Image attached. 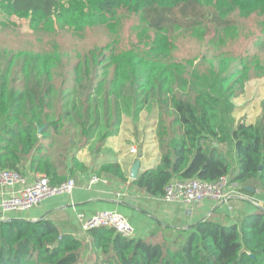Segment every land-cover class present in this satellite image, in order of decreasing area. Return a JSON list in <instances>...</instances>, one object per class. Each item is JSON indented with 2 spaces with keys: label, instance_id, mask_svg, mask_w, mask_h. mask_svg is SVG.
Wrapping results in <instances>:
<instances>
[{
  "label": "trees",
  "instance_id": "1",
  "mask_svg": "<svg viewBox=\"0 0 264 264\" xmlns=\"http://www.w3.org/2000/svg\"><path fill=\"white\" fill-rule=\"evenodd\" d=\"M0 8L29 19L48 44L42 51L13 54L17 68L10 73L17 78L0 79V170L22 173L29 159L52 186L89 168L126 179L128 172L105 144L119 133L124 114L137 119L156 104L161 158L134 179L139 189L162 197L174 178L214 181L227 174L240 185L264 187V99L255 122H239L232 130L235 169L234 160L214 145L222 134V98L190 60L117 52L110 44L71 57L56 40L60 31L84 37L98 26L114 30L125 16L157 32L204 29L214 37L220 29H237L238 20L256 18L262 33L255 52L213 58L227 72L216 75L218 84L235 88L264 77V0H0ZM78 144H100L92 167L73 152ZM87 231L94 264H264L262 208L239 223L167 227L162 241L127 238L108 227ZM86 249L85 239L62 234L48 219H0V264H81Z\"/></svg>",
  "mask_w": 264,
  "mask_h": 264
},
{
  "label": "rangeland",
  "instance_id": "2",
  "mask_svg": "<svg viewBox=\"0 0 264 264\" xmlns=\"http://www.w3.org/2000/svg\"><path fill=\"white\" fill-rule=\"evenodd\" d=\"M237 29H220L217 37L204 35V29L184 30L179 28L167 29L157 32L148 29L146 24L135 16H125L115 29L98 26L86 31L84 37L60 31L57 42L61 51L73 57L78 52L86 51L100 46L112 45L117 52L133 49L140 55L146 53L153 55L167 54L168 59L190 60L193 68L201 74L208 76V85L221 96V113L218 119V128L224 144L233 147L232 130L239 122H254L261 114V102L264 99V77H253L244 84L235 88L224 87L218 84L216 75L225 76L226 71L220 72L218 65H213V58H237L249 52H255V39L260 36L262 29L256 18L237 21ZM48 46L45 35L38 34L31 28L29 19L9 15L0 8V79L12 77L10 72L17 68L11 62L13 54L18 52L42 51ZM154 46V47H153ZM75 61V59L73 58ZM11 70H8L7 67ZM215 66V67H214ZM7 69V70H6ZM230 104L234 107L228 111ZM0 120V126H1ZM158 108L156 104L148 105L137 119L123 115L122 125L117 135L110 137V144H159ZM112 141V143H111ZM106 144H108L106 142ZM100 144L76 145L72 150L78 157L86 159L89 167L95 163L94 148ZM229 147V146H228ZM29 162V159L26 161ZM25 162V163H26ZM86 162V161H85Z\"/></svg>",
  "mask_w": 264,
  "mask_h": 264
},
{
  "label": "crops",
  "instance_id": "3",
  "mask_svg": "<svg viewBox=\"0 0 264 264\" xmlns=\"http://www.w3.org/2000/svg\"><path fill=\"white\" fill-rule=\"evenodd\" d=\"M245 120H242L243 122ZM255 122V121H254ZM217 138V146L223 154L234 160L236 169L235 147L224 144L225 140ZM105 144L115 154L123 169L128 172L127 178L122 179L114 175H97L89 168L74 176L76 187L71 193H61L47 196L38 205L26 210H12L3 212L0 207V219L19 218L28 221L48 219L58 227L62 234H71L87 241V249L83 253L81 264H94L96 252L93 250L88 231L82 229L78 218L79 212L86 215L94 214L101 210H115L127 216L136 228V237L152 241H162L166 235L167 227L188 230L201 221L211 220L223 224L242 222L247 217L259 211L264 201V187L255 184L233 185V193L225 202L214 203L205 200L196 206L183 203H169L162 197L153 196L145 190L139 189L130 177L131 167L137 158L141 159V167L149 168L161 158L159 144H110V138ZM112 143V141H111ZM137 145L139 152L130 153V147ZM229 146V147H228ZM106 152L101 153L102 157ZM86 161V159H82ZM89 166V165H88ZM22 174L34 180L42 175L35 172L26 162ZM100 180L94 182V177ZM18 186L4 189L5 192L14 190ZM0 189V202L4 197ZM188 212H190L188 214ZM90 243V246H88Z\"/></svg>",
  "mask_w": 264,
  "mask_h": 264
},
{
  "label": "built area",
  "instance_id": "4",
  "mask_svg": "<svg viewBox=\"0 0 264 264\" xmlns=\"http://www.w3.org/2000/svg\"><path fill=\"white\" fill-rule=\"evenodd\" d=\"M131 154L139 152L137 145L130 147ZM100 180L94 177L93 181ZM240 185L232 181L231 175H223L219 179L210 181L197 177L174 178L165 187L163 200L169 203H183L190 206L201 204L205 200L214 203L225 202L233 193L231 186ZM18 186L14 190L5 192L4 189ZM76 187L74 177H69L58 186H52L50 179L45 175H40L34 180H29L21 172L5 168L0 170V189L4 191V197L0 202L3 212L12 210H26L38 206L44 198L61 193H71ZM264 209V201L259 204ZM82 229L108 227L114 229L127 238L136 237V228L131 220L115 210H101L91 215L79 212Z\"/></svg>",
  "mask_w": 264,
  "mask_h": 264
},
{
  "label": "water",
  "instance_id": "5",
  "mask_svg": "<svg viewBox=\"0 0 264 264\" xmlns=\"http://www.w3.org/2000/svg\"><path fill=\"white\" fill-rule=\"evenodd\" d=\"M44 127H41L40 128V132H41V130L43 129ZM144 171V168H142L141 167V159L140 158H137L136 160H135V162L133 163V165H132V167H131V174H130V177L132 178V179H136V178H138V176H139V174L140 173H142ZM190 212H188V214H189ZM7 220H9V221H13V220H19V218L17 219V218H13V219H7ZM88 246H90V243H88Z\"/></svg>",
  "mask_w": 264,
  "mask_h": 264
}]
</instances>
